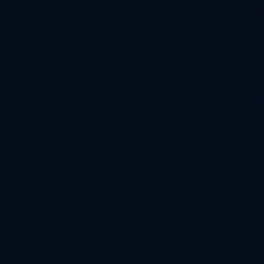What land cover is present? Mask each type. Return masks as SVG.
<instances>
[{
    "label": "water",
    "instance_id": "95a60500",
    "mask_svg": "<svg viewBox=\"0 0 264 264\" xmlns=\"http://www.w3.org/2000/svg\"><path fill=\"white\" fill-rule=\"evenodd\" d=\"M0 264H264V0H0Z\"/></svg>",
    "mask_w": 264,
    "mask_h": 264
}]
</instances>
